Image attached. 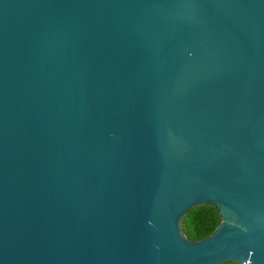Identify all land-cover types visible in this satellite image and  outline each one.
I'll use <instances>...</instances> for the list:
<instances>
[{
  "label": "water",
  "instance_id": "1",
  "mask_svg": "<svg viewBox=\"0 0 264 264\" xmlns=\"http://www.w3.org/2000/svg\"><path fill=\"white\" fill-rule=\"evenodd\" d=\"M224 262L264 264V0H0V264Z\"/></svg>",
  "mask_w": 264,
  "mask_h": 264
},
{
  "label": "trees",
  "instance_id": "2",
  "mask_svg": "<svg viewBox=\"0 0 264 264\" xmlns=\"http://www.w3.org/2000/svg\"><path fill=\"white\" fill-rule=\"evenodd\" d=\"M220 221L214 205H198L191 208L182 218V231L191 240H200L216 228ZM222 264H235L224 262Z\"/></svg>",
  "mask_w": 264,
  "mask_h": 264
}]
</instances>
